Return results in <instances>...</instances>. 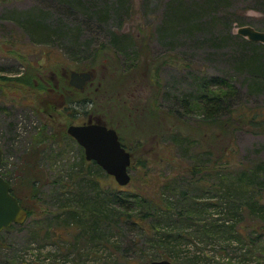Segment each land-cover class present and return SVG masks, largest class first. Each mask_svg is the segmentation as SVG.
<instances>
[{"label": "rangeland", "instance_id": "1", "mask_svg": "<svg viewBox=\"0 0 264 264\" xmlns=\"http://www.w3.org/2000/svg\"><path fill=\"white\" fill-rule=\"evenodd\" d=\"M169 1L130 0L131 8L123 18L109 15V25L86 23L85 30L78 31L79 45L73 48L68 39L74 30L69 27L74 26L76 16H83L81 12L70 19L55 0H0V170L23 207L31 212L23 225L0 231V264H123L128 257L135 264H144L162 259L156 258L158 248L146 240L148 226L156 224L159 228L154 216L145 219V229L128 223L121 231L107 226L104 233L118 236L120 250L115 243L99 249V242L87 235L80 241L74 239L80 228L71 225L64 229L66 212L76 205L68 196L80 188L71 176L90 167L99 180L97 190L102 200L113 201V193L123 189L129 196L122 207L111 202L110 212L132 211L141 216L147 210L153 211L150 199L158 204L166 200L163 195H170L164 185L167 177L179 175L182 163L189 162L195 153L193 146L188 148L172 140L175 132L162 133L174 126V130L184 127L172 113L174 106L180 109L177 97L197 93L198 78L207 82L213 75H233L244 98L264 103V95L256 97L248 92L243 75L231 63L237 45L202 36L179 37L172 43L157 33ZM220 12L231 18L227 27L231 26L233 33H237L241 22L264 30L263 0H226ZM27 13L44 14L51 31V23L68 22L60 32H65L64 36L35 40L23 31L21 17ZM121 32L132 34L136 42L127 53H118L112 47L113 33ZM91 43L98 49L96 55L89 51ZM72 71H89L92 77L83 88L70 86ZM54 93L56 98L52 97ZM68 100L78 104L72 106L65 102ZM89 119L114 127L135 155L133 163L139 166L130 169L129 184L120 185L104 169L91 168L84 148L67 133L70 124ZM236 144L245 161L264 159V133L242 128L236 133ZM181 185L190 197L198 194L205 196V201L210 195L188 182L182 181ZM130 193H141L149 199L136 203ZM110 218L115 220L113 213ZM237 245L241 243L232 244L234 254L242 258V248L235 249ZM93 247L100 251L94 252ZM257 253H249L248 264H255Z\"/></svg>", "mask_w": 264, "mask_h": 264}, {"label": "trees", "instance_id": "2", "mask_svg": "<svg viewBox=\"0 0 264 264\" xmlns=\"http://www.w3.org/2000/svg\"><path fill=\"white\" fill-rule=\"evenodd\" d=\"M55 1L69 13L70 19L80 12L83 15L74 18V26L69 27L74 31H66L70 32L68 40L73 48L79 45L78 31L79 29L84 31L87 27L86 23L98 26L100 23L109 25L107 24L109 15L123 18L131 8L130 0ZM225 1L170 0L165 16L157 26V33L172 43H176L179 37L187 39L192 36H202L230 41L237 45L233 50L232 65L243 75L251 95L256 97L264 95V55L262 54L264 43L249 40L233 33L231 26L227 27L229 23L231 24V18L220 12ZM43 16L45 15L23 14L21 17L23 31L35 40L48 41L50 36L63 37L65 32L61 34L60 32L68 27V22L51 23V31ZM91 30L92 28L89 29L90 32ZM110 34L112 36V32ZM113 36L115 39L112 40L114 43L112 47L118 53H127L128 49L136 45L130 33H113ZM88 42H84V45L87 46ZM90 47L89 51L96 55L98 49L96 50L92 43ZM104 47L105 45L100 49ZM198 81L197 93L194 92L192 95L183 93L177 97L176 101L180 109L174 106L172 110L173 115L180 119L184 127L180 126L179 129L174 130L176 128L174 126V129L162 131L164 133L169 130L170 135L175 132L176 134L172 136L174 142H180L188 148L193 146L195 151L189 162L182 163L184 167L179 175L168 176L164 182L173 194L170 190V195L162 194L166 200L163 199L161 204L150 199L149 204L153 205L151 206L153 211L147 210L141 216L132 211L111 210L110 212L108 206L111 202L117 207H122L124 202L128 201L129 196L124 195V189L113 193V201L102 200L99 180H96L91 173L90 167L87 170L75 171L70 179L78 181L80 188L78 192L70 193L68 200L72 199L76 202L75 206L80 210L73 206L68 210L69 212H66L68 218L64 227L68 229L71 225H76V228H80L74 239L80 241L87 235L90 240L99 242V249L105 250L106 244L112 243H115V248H119L121 240L118 236L104 233L107 226L121 231L123 224L128 223L137 224L145 229V219L154 216L159 222V228L156 224L153 227L148 226L147 230L150 234L146 235V240L150 246L158 248L159 257L156 258L174 260L177 264H248L251 259L249 253L255 256V250H258L257 258L255 257L253 261L255 264H264V159L255 160L253 163L245 161L240 156L236 144V133L242 128H248L255 133H264V103L250 102V98H244L233 75L221 78L213 75L210 81L202 82L199 78ZM53 91H57V86ZM56 95L54 93L52 97L56 98ZM86 101L87 103L81 100L80 103H90V100ZM65 102L72 106L78 104L77 101ZM189 114H194V117L190 118ZM189 119H192L191 124L187 123ZM190 126L192 129L188 130ZM125 147L129 150L127 145ZM131 154V168H136L139 165L133 163L135 155L132 152ZM83 162H86L84 158ZM87 163L91 168L103 172V168L94 160H88ZM182 181L198 187L197 190L201 189L204 195L207 193L210 195L205 201H203L205 196L198 194L190 197L189 191L182 189ZM11 191L17 197L13 186ZM128 195L133 197L136 203L149 199L141 193ZM27 211L29 215L31 212ZM112 213L113 218L115 217L113 222L110 218ZM16 225L23 224L14 223L5 230ZM234 242L241 243L235 246V249L242 248V258L234 254L232 247ZM98 248L93 247L96 250L94 252H99ZM81 254L79 252V256ZM132 259L128 257L122 263L135 264Z\"/></svg>", "mask_w": 264, "mask_h": 264}, {"label": "water", "instance_id": "3", "mask_svg": "<svg viewBox=\"0 0 264 264\" xmlns=\"http://www.w3.org/2000/svg\"><path fill=\"white\" fill-rule=\"evenodd\" d=\"M237 33L249 40L264 43V30L252 25H241ZM92 77L89 71H72L70 84L83 88ZM67 133L83 148L87 160H94L108 174L113 175L120 185L130 183L132 154L122 143L118 131L101 122L88 121L82 124H70ZM3 160V150L0 147V165ZM28 217V211L21 205L19 199L12 193L10 181L0 170V231L12 224H22ZM147 264H173L168 259L152 260Z\"/></svg>", "mask_w": 264, "mask_h": 264}, {"label": "flooded vegetation", "instance_id": "4", "mask_svg": "<svg viewBox=\"0 0 264 264\" xmlns=\"http://www.w3.org/2000/svg\"><path fill=\"white\" fill-rule=\"evenodd\" d=\"M69 83H70V80H69ZM88 121H94L93 119H89ZM88 121H86V122H88ZM85 123V122H84ZM120 136V135H119ZM122 143H123V141H122ZM123 145H124V143H123ZM125 146V145H124Z\"/></svg>", "mask_w": 264, "mask_h": 264}]
</instances>
